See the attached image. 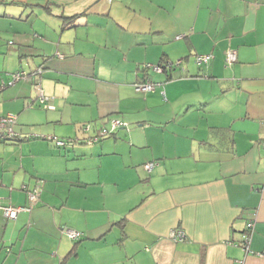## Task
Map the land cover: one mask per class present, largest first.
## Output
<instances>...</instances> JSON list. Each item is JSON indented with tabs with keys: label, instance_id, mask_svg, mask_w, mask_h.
Segmentation results:
<instances>
[{
	"label": "crops",
	"instance_id": "1",
	"mask_svg": "<svg viewBox=\"0 0 264 264\" xmlns=\"http://www.w3.org/2000/svg\"><path fill=\"white\" fill-rule=\"evenodd\" d=\"M7 113L0 264H264V0H0Z\"/></svg>",
	"mask_w": 264,
	"mask_h": 264
},
{
	"label": "built area",
	"instance_id": "2",
	"mask_svg": "<svg viewBox=\"0 0 264 264\" xmlns=\"http://www.w3.org/2000/svg\"><path fill=\"white\" fill-rule=\"evenodd\" d=\"M226 60L230 64L237 60V53L234 50H228L226 55ZM212 54L206 53V54H198L196 56V62L198 64H206L211 59ZM163 64V65H162ZM151 63L147 62L144 64V67H152L155 71H162L164 68H171L173 66H180L182 65V59H177L174 61H167L166 63ZM28 73L25 70H18L15 73H12L13 81H16L21 78L28 77ZM158 82H155L154 80L147 78L146 80L142 82H138L135 86L137 90L142 91H150L154 90ZM38 90V98L41 103L48 107H53L51 104L48 103V100L50 99L49 96H47L44 93L43 88L37 84L36 85ZM17 115L14 113H7L5 115L0 116V141H8L10 139H13L18 133L14 129L13 125L16 122ZM127 123L122 119H113L111 127H103L101 130H99V133L97 135L91 136L88 138V142H94L98 140L100 137L108 135L112 133L115 129L121 126H126ZM86 127H90V124H87ZM50 139H55L57 145L59 146H66L67 144H71L72 139H64L59 138L57 136H47ZM157 164V161H149L145 163V167L149 170H151L155 165ZM29 198L32 201H35L37 199V191H30ZM0 207L3 208L4 215L7 218H14L17 216L18 212L22 209H30L28 206H15V205H4L0 202ZM253 221H249L247 223V227L245 231L242 234V240L241 243L245 247L246 251L252 252L259 256H264V249L253 251L250 248V241H251V232L253 228ZM66 232L72 239H78L81 237V232L77 231L75 229L67 228ZM169 237H171L174 240H184L186 238V232L184 229L180 227H174L169 232Z\"/></svg>",
	"mask_w": 264,
	"mask_h": 264
},
{
	"label": "trees",
	"instance_id": "3",
	"mask_svg": "<svg viewBox=\"0 0 264 264\" xmlns=\"http://www.w3.org/2000/svg\"><path fill=\"white\" fill-rule=\"evenodd\" d=\"M206 54V53H205ZM211 54V53H210ZM198 54H196L195 55V58H196V56H197ZM212 58V57H211ZM196 60V59H195ZM182 62H183V60H182ZM161 63V62H160ZM163 63H166V62H163ZM197 63V62H196ZM209 63V62H208ZM208 63H206V65L208 64ZM162 64V63H161ZM163 65V64H162ZM200 65H203V64H200ZM204 66V65H203ZM174 67V66H173ZM166 69H168V68H164V70H166ZM170 69V68H169ZM155 82H157V81H155ZM158 84H159V82H158ZM16 137H18V135H16L15 137H13V139L14 138H16ZM73 252H74V249H73Z\"/></svg>",
	"mask_w": 264,
	"mask_h": 264
}]
</instances>
